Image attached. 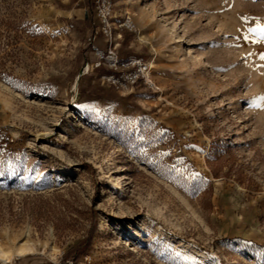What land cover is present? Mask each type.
I'll return each instance as SVG.
<instances>
[{
	"label": "rangeland",
	"instance_id": "obj_1",
	"mask_svg": "<svg viewBox=\"0 0 264 264\" xmlns=\"http://www.w3.org/2000/svg\"><path fill=\"white\" fill-rule=\"evenodd\" d=\"M112 12L109 39L94 0H0V247H35L10 264H264V0Z\"/></svg>",
	"mask_w": 264,
	"mask_h": 264
},
{
	"label": "built area",
	"instance_id": "obj_2",
	"mask_svg": "<svg viewBox=\"0 0 264 264\" xmlns=\"http://www.w3.org/2000/svg\"><path fill=\"white\" fill-rule=\"evenodd\" d=\"M94 4L95 15L101 23L102 30L105 35H107V37L109 36L108 38L111 39V25L114 20L112 12L113 0H94ZM118 27L135 30V24L129 17H126L121 23H118ZM93 49L97 57L95 63L96 67L104 64L109 68L116 69L118 71L117 74L109 75L107 79L121 85L133 84L137 80H142L150 87H155V84L150 77L152 65L149 62H146L141 58L120 59L111 48L104 51L97 46H93Z\"/></svg>",
	"mask_w": 264,
	"mask_h": 264
},
{
	"label": "bare ground",
	"instance_id": "obj_3",
	"mask_svg": "<svg viewBox=\"0 0 264 264\" xmlns=\"http://www.w3.org/2000/svg\"><path fill=\"white\" fill-rule=\"evenodd\" d=\"M149 63L153 66V62L149 61ZM35 249L32 242L27 240H21L20 242H17V244L14 246L13 250H4L0 247V260L3 262V264H10L12 256H23L27 253L33 252Z\"/></svg>",
	"mask_w": 264,
	"mask_h": 264
},
{
	"label": "trees",
	"instance_id": "obj_4",
	"mask_svg": "<svg viewBox=\"0 0 264 264\" xmlns=\"http://www.w3.org/2000/svg\"><path fill=\"white\" fill-rule=\"evenodd\" d=\"M94 227V226H93ZM92 245L89 238L82 241H78L77 244L70 251H66L63 255L64 259H70L71 261H76L81 255H83V250L89 248Z\"/></svg>",
	"mask_w": 264,
	"mask_h": 264
},
{
	"label": "snow or ice",
	"instance_id": "obj_5",
	"mask_svg": "<svg viewBox=\"0 0 264 264\" xmlns=\"http://www.w3.org/2000/svg\"><path fill=\"white\" fill-rule=\"evenodd\" d=\"M257 29L259 30L260 32V35L262 37H264V24H258L257 25ZM262 58H264V56H262ZM262 99H264V97H261ZM257 107H261L262 105H256Z\"/></svg>",
	"mask_w": 264,
	"mask_h": 264
}]
</instances>
